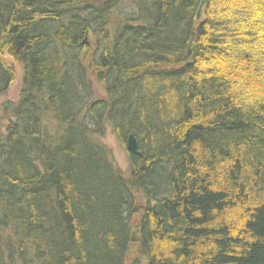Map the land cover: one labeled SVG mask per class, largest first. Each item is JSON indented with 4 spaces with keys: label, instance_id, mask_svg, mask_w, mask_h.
Here are the masks:
<instances>
[{
    "label": "trees",
    "instance_id": "1",
    "mask_svg": "<svg viewBox=\"0 0 264 264\" xmlns=\"http://www.w3.org/2000/svg\"><path fill=\"white\" fill-rule=\"evenodd\" d=\"M119 2L0 0V264H264V0Z\"/></svg>",
    "mask_w": 264,
    "mask_h": 264
},
{
    "label": "rangeland",
    "instance_id": "2",
    "mask_svg": "<svg viewBox=\"0 0 264 264\" xmlns=\"http://www.w3.org/2000/svg\"><path fill=\"white\" fill-rule=\"evenodd\" d=\"M132 0H120V2L117 4L116 9L121 13H130L132 10V7L130 6ZM98 41L97 37H88V42L91 45L87 50L93 51L95 48V44ZM9 61V60H8ZM9 63H11L9 61ZM13 66V73H14V81L8 88V90L0 95V104L5 102H15L18 98L19 91L21 88V80H22V68L19 64H12ZM93 89L95 91V94L97 97H100L102 92L99 90V87L97 85H93ZM0 117H1V111H0ZM2 122L0 120V126H2ZM111 129L109 127L106 128V133L104 136V141L107 145V147L111 150L113 158L117 164V166L120 168L122 172H126L127 170V154L126 150L116 141L113 134L110 132Z\"/></svg>",
    "mask_w": 264,
    "mask_h": 264
},
{
    "label": "water",
    "instance_id": "3",
    "mask_svg": "<svg viewBox=\"0 0 264 264\" xmlns=\"http://www.w3.org/2000/svg\"><path fill=\"white\" fill-rule=\"evenodd\" d=\"M206 2H207V0H199V2H198L197 8H196V12H195V18H194V21L196 23L200 22L202 20V18H203L202 9H203L204 5L206 4ZM83 42L86 45L85 39L83 40ZM11 67L13 68L12 65H11ZM124 147H125V150L128 153H130V154H133V155H136V156H141L142 155V152L139 149V142H138L137 138L132 133H129L126 136Z\"/></svg>",
    "mask_w": 264,
    "mask_h": 264
},
{
    "label": "flooded vegetation",
    "instance_id": "4",
    "mask_svg": "<svg viewBox=\"0 0 264 264\" xmlns=\"http://www.w3.org/2000/svg\"><path fill=\"white\" fill-rule=\"evenodd\" d=\"M89 46V45H88Z\"/></svg>",
    "mask_w": 264,
    "mask_h": 264
}]
</instances>
